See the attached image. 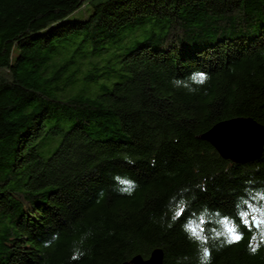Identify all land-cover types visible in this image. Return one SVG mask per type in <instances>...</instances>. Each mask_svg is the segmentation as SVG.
Returning <instances> with one entry per match:
<instances>
[{
  "label": "trees",
  "instance_id": "obj_1",
  "mask_svg": "<svg viewBox=\"0 0 264 264\" xmlns=\"http://www.w3.org/2000/svg\"><path fill=\"white\" fill-rule=\"evenodd\" d=\"M234 118L264 129V0H0V264H264V145L199 138Z\"/></svg>",
  "mask_w": 264,
  "mask_h": 264
},
{
  "label": "water",
  "instance_id": "obj_2",
  "mask_svg": "<svg viewBox=\"0 0 264 264\" xmlns=\"http://www.w3.org/2000/svg\"><path fill=\"white\" fill-rule=\"evenodd\" d=\"M242 129L246 132L242 133ZM249 133L246 135V133ZM199 138L209 143L224 160L236 164H246L258 160L264 145V129L249 118H234L219 122L212 126ZM256 226V222H253ZM161 250H154L148 259L133 257L123 264H162Z\"/></svg>",
  "mask_w": 264,
  "mask_h": 264
},
{
  "label": "snow or ice",
  "instance_id": "obj_3",
  "mask_svg": "<svg viewBox=\"0 0 264 264\" xmlns=\"http://www.w3.org/2000/svg\"><path fill=\"white\" fill-rule=\"evenodd\" d=\"M198 78L202 79V77H198ZM129 188H130V186H129ZM183 211H184L183 208L179 209V210L176 212V217H179V216L183 213ZM192 234H193L194 236H196L198 239H199V238H202V237L200 236V234H199L195 229H192ZM228 235H229V243L239 241V240L242 238V236L238 233L237 229L234 228V227H229V228H228ZM252 251L255 252V251H256V248L253 247V248H252ZM208 255H209L208 250L205 249V250H204V256H205V258H206Z\"/></svg>",
  "mask_w": 264,
  "mask_h": 264
},
{
  "label": "clouds",
  "instance_id": "obj_4",
  "mask_svg": "<svg viewBox=\"0 0 264 264\" xmlns=\"http://www.w3.org/2000/svg\"><path fill=\"white\" fill-rule=\"evenodd\" d=\"M198 77H202V79L198 78V80H197V82L200 83V84H203V83L208 79L206 73H199V74H198ZM177 83H179V81H177ZM128 162H129V163H132L131 160H129ZM152 163L154 164V161H153ZM129 183H134V182L129 181ZM128 194H131V192H129ZM46 246H47V245H46ZM207 257H208V256H207ZM207 257H206L205 259H207ZM78 258H79V256L76 255V254H74L73 257H72V259H78Z\"/></svg>",
  "mask_w": 264,
  "mask_h": 264
},
{
  "label": "bare ground",
  "instance_id": "obj_5",
  "mask_svg": "<svg viewBox=\"0 0 264 264\" xmlns=\"http://www.w3.org/2000/svg\"><path fill=\"white\" fill-rule=\"evenodd\" d=\"M243 132L245 133L246 130L242 129V133H243ZM248 134H250V132H249V133H248V132L246 133V135H248Z\"/></svg>",
  "mask_w": 264,
  "mask_h": 264
},
{
  "label": "rangeland",
  "instance_id": "obj_6",
  "mask_svg": "<svg viewBox=\"0 0 264 264\" xmlns=\"http://www.w3.org/2000/svg\"><path fill=\"white\" fill-rule=\"evenodd\" d=\"M252 219H254V217H252Z\"/></svg>",
  "mask_w": 264,
  "mask_h": 264
}]
</instances>
